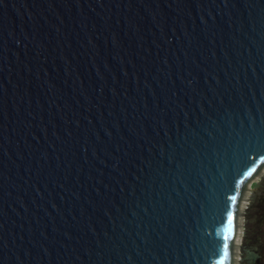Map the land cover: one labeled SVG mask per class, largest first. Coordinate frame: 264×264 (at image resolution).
I'll use <instances>...</instances> for the list:
<instances>
[{
  "label": "water",
  "instance_id": "obj_1",
  "mask_svg": "<svg viewBox=\"0 0 264 264\" xmlns=\"http://www.w3.org/2000/svg\"><path fill=\"white\" fill-rule=\"evenodd\" d=\"M263 166L264 0H0V264H234Z\"/></svg>",
  "mask_w": 264,
  "mask_h": 264
},
{
  "label": "rangeland",
  "instance_id": "obj_2",
  "mask_svg": "<svg viewBox=\"0 0 264 264\" xmlns=\"http://www.w3.org/2000/svg\"><path fill=\"white\" fill-rule=\"evenodd\" d=\"M239 203L234 264H251V254L255 255L254 264H264V166L249 182Z\"/></svg>",
  "mask_w": 264,
  "mask_h": 264
},
{
  "label": "snow or ice",
  "instance_id": "obj_3",
  "mask_svg": "<svg viewBox=\"0 0 264 264\" xmlns=\"http://www.w3.org/2000/svg\"><path fill=\"white\" fill-rule=\"evenodd\" d=\"M232 199H235L234 197ZM232 219H233V214L231 212H228V223L231 224L232 223ZM224 240H225V243L223 245V249H222V252H223V255L224 256H227L229 253H228V244H227V240H228V237L225 236L224 237ZM217 264H222V261H217Z\"/></svg>",
  "mask_w": 264,
  "mask_h": 264
},
{
  "label": "bare ground",
  "instance_id": "obj_4",
  "mask_svg": "<svg viewBox=\"0 0 264 264\" xmlns=\"http://www.w3.org/2000/svg\"><path fill=\"white\" fill-rule=\"evenodd\" d=\"M243 203H244V202H243ZM239 204H240V203H239ZM240 206H242V205L240 204ZM237 221H238V217H237ZM239 223H240V222H239ZM239 223H238V224H239ZM237 226H238V225L236 224V228H237ZM236 233H237V230H236ZM240 233H241V230H239L238 235H239ZM237 238H238V237H237ZM254 257H255V255H254V254H251V258L253 259L251 264H254Z\"/></svg>",
  "mask_w": 264,
  "mask_h": 264
}]
</instances>
